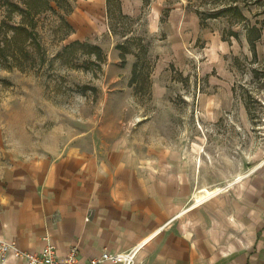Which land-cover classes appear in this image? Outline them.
Returning <instances> with one entry per match:
<instances>
[{
    "label": "rangeland",
    "instance_id": "374dc122",
    "mask_svg": "<svg viewBox=\"0 0 264 264\" xmlns=\"http://www.w3.org/2000/svg\"><path fill=\"white\" fill-rule=\"evenodd\" d=\"M77 1L51 0L32 40L0 0V160L176 153L189 203L205 186L264 203V0H110L90 21Z\"/></svg>",
    "mask_w": 264,
    "mask_h": 264
},
{
    "label": "crops",
    "instance_id": "0c3cea01",
    "mask_svg": "<svg viewBox=\"0 0 264 264\" xmlns=\"http://www.w3.org/2000/svg\"><path fill=\"white\" fill-rule=\"evenodd\" d=\"M104 5L78 0L74 16L90 21L85 9ZM187 166L176 153L146 158L74 146L53 157H6L0 160V238L29 251L52 243L60 255L76 245L81 260L143 242L136 264H264V203L251 190L252 197L232 200L223 190L191 205L201 187L189 203ZM238 224L246 228L243 236L218 234L219 227ZM0 264L26 263L9 253Z\"/></svg>",
    "mask_w": 264,
    "mask_h": 264
},
{
    "label": "built area",
    "instance_id": "2783aa9c",
    "mask_svg": "<svg viewBox=\"0 0 264 264\" xmlns=\"http://www.w3.org/2000/svg\"><path fill=\"white\" fill-rule=\"evenodd\" d=\"M143 242L135 244L128 250L114 253L103 251L101 255L81 260L78 247L73 245L64 255H60L52 243H47L42 249L36 251L24 250L15 241L0 238V257L5 258L9 253L17 257H24L26 264H102L110 260L121 264H136V256Z\"/></svg>",
    "mask_w": 264,
    "mask_h": 264
},
{
    "label": "trees",
    "instance_id": "16d2710c",
    "mask_svg": "<svg viewBox=\"0 0 264 264\" xmlns=\"http://www.w3.org/2000/svg\"><path fill=\"white\" fill-rule=\"evenodd\" d=\"M7 6V12L10 14L14 11H18L21 14V20L17 24L10 25V28L16 30L17 32H23L28 34V38L33 39L32 36V28L35 26V21H33L34 15L38 12L44 11L48 7H51V0H22L21 2L12 1V0H4ZM58 3H61L62 0H55ZM107 3L110 0H106ZM109 4V3H108ZM32 27V28H31Z\"/></svg>",
    "mask_w": 264,
    "mask_h": 264
},
{
    "label": "bare ground",
    "instance_id": "6f19581e",
    "mask_svg": "<svg viewBox=\"0 0 264 264\" xmlns=\"http://www.w3.org/2000/svg\"><path fill=\"white\" fill-rule=\"evenodd\" d=\"M242 177L239 176L237 177V179H240ZM236 180V179H235ZM233 183L232 181L229 182V185ZM226 188L223 187V186H215V187H212V188H209V187H201L199 188L196 192H195V196H194V199H195V202L192 203L191 205H195V204H198V203H201L207 199H210L212 198L213 196H215L216 194H218L219 192L225 190Z\"/></svg>",
    "mask_w": 264,
    "mask_h": 264
}]
</instances>
